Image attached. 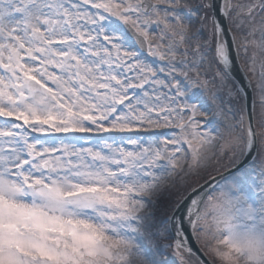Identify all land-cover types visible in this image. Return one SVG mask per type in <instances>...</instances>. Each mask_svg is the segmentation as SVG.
Wrapping results in <instances>:
<instances>
[{
	"label": "snow or ice",
	"instance_id": "obj_1",
	"mask_svg": "<svg viewBox=\"0 0 264 264\" xmlns=\"http://www.w3.org/2000/svg\"><path fill=\"white\" fill-rule=\"evenodd\" d=\"M233 55L256 81L238 120L201 100L231 83ZM212 163L227 174L156 216ZM169 230L172 264L189 233L220 264H264V0H0V264H169Z\"/></svg>",
	"mask_w": 264,
	"mask_h": 264
},
{
	"label": "rangeland",
	"instance_id": "obj_2",
	"mask_svg": "<svg viewBox=\"0 0 264 264\" xmlns=\"http://www.w3.org/2000/svg\"><path fill=\"white\" fill-rule=\"evenodd\" d=\"M186 2L189 4L190 7L195 9L197 5H199L202 2H207V0H186ZM210 11L211 10H200L199 12H197L195 15L192 16L193 23L190 29V34L192 32H195L197 29H199L203 33V35L200 37V43L206 49L207 54L210 53L211 55L212 48L215 45L216 37L214 35L212 21L209 18ZM233 35L236 36L235 32H233ZM236 39H237V47H238L239 37L236 36ZM206 40L210 42L205 44ZM241 64L245 69L247 75L249 76V79L251 81L254 90L256 83L255 78L252 76L251 73L247 71V65L244 63L243 59H241ZM221 70H222L221 66L215 62L212 53L211 62H208L207 59L204 61L203 67L200 69V74L202 77L206 76L209 80H213V78L216 76V73ZM220 83L221 82L219 80H215L210 85L209 89L204 90V95L201 97V100L204 103H206L210 109L215 108V105L212 103L211 93H216L219 97L223 98L226 110L227 108H231L234 112L237 113L236 119L238 120L239 113L244 108L243 97L241 93L239 95L235 94V90L232 88V85L233 84L235 85V83L232 81V79H231V83H228L222 87H217V85H219ZM235 87L237 88L236 85ZM229 91H232L233 94L229 95ZM259 112H260L259 107H257L256 108L257 120L259 119ZM210 118L211 117H204V116L198 117V119L200 120L210 119ZM245 124H246V118H245ZM257 130L259 131L258 124H257ZM158 131H166V130L161 129ZM226 169L227 168L216 165L215 163L209 164V166L206 169H201L198 172V174H194L188 177L186 181L183 182V187H181L178 192L176 189H172L171 191L166 190L162 192L159 197V202L155 210L156 216L160 219H164L167 216L172 215L176 201L180 200L182 197H185L192 190L197 188L199 185L207 181L212 176L217 175L218 173L225 171ZM166 236H167L166 239H158L156 241V246L159 248L161 253L160 256H157V259L167 258L169 264H172V262L177 261L178 258L175 255V246L172 240L170 230L168 233H166ZM197 242L200 245V247L204 250V252L207 254V256L214 262V264H220V262L217 261L207 251L202 241L197 240ZM184 260H185V264H199L198 261L191 255L184 257Z\"/></svg>",
	"mask_w": 264,
	"mask_h": 264
},
{
	"label": "water",
	"instance_id": "obj_3",
	"mask_svg": "<svg viewBox=\"0 0 264 264\" xmlns=\"http://www.w3.org/2000/svg\"><path fill=\"white\" fill-rule=\"evenodd\" d=\"M217 15H218V13H217ZM225 28L228 29L229 25L226 24ZM222 38L227 39L229 44H231V41L233 38V33L229 34L228 31H226L224 36H222ZM241 68H243L241 65V61H239L237 63L235 60V55H233V66H232L231 79L237 84L238 88L240 89V92L243 95L244 107H245V105H248L250 107L252 104V100H253L254 95H253V91H249V92H247V95L245 96V92L247 90V84L245 83L244 76H247V75H246L245 71H244L243 75L241 74V71H240ZM248 80H249V78H248ZM246 119H247V113H246ZM227 171H228V169L221 174H218V175L211 177L210 179H208L207 181L202 183L200 186H198L194 190H198L201 187L208 189L214 180H218L221 176L226 175ZM192 192H193V190L189 194H187L185 197L189 196ZM181 211H183V210H181ZM173 235L174 234L171 232L172 239H173ZM189 241H190V246H191L192 251L190 253L187 252L188 254L195 257L196 260L199 262V264H201V260L207 261L208 264H214L208 258V256L205 254L203 249L199 246L197 240L192 237L191 233H189Z\"/></svg>",
	"mask_w": 264,
	"mask_h": 264
},
{
	"label": "bare ground",
	"instance_id": "obj_4",
	"mask_svg": "<svg viewBox=\"0 0 264 264\" xmlns=\"http://www.w3.org/2000/svg\"><path fill=\"white\" fill-rule=\"evenodd\" d=\"M221 39H223L222 37H221ZM216 42V41H215ZM207 61L208 62H211V60H212V53H211V55H210V53L209 54H207ZM189 254L187 253V252H185L184 253V257H186V256H188Z\"/></svg>",
	"mask_w": 264,
	"mask_h": 264
}]
</instances>
